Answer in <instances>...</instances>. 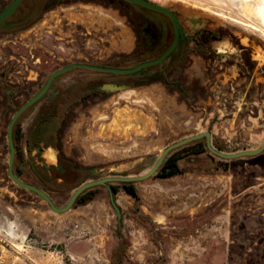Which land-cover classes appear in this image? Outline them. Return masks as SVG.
I'll use <instances>...</instances> for the list:
<instances>
[{
	"label": "rangeland",
	"instance_id": "374dc122",
	"mask_svg": "<svg viewBox=\"0 0 264 264\" xmlns=\"http://www.w3.org/2000/svg\"><path fill=\"white\" fill-rule=\"evenodd\" d=\"M149 1L173 9L187 26L195 19L197 26L223 29L233 39L214 45L228 52L221 64L229 65L231 53L238 60L233 64L241 65L239 45L248 49L243 54L250 53L254 70H244L241 80L238 67L211 72V81H204L208 99L192 107L155 85L75 116L60 145L77 165L92 170L93 179L144 175L168 146L205 131L226 153L264 144V0ZM114 27H122L119 19ZM128 34L122 41L116 34V55L133 49ZM191 65L188 74L203 78L206 65L197 58ZM117 112H126L132 124L124 133L112 128ZM3 134L0 264H264V152L209 163L189 159L181 175L136 183L138 202L116 185L119 221L103 187L89 204L63 214L21 189L9 175L7 126ZM72 194L54 195L57 205L64 206Z\"/></svg>",
	"mask_w": 264,
	"mask_h": 264
},
{
	"label": "flooded vegetation",
	"instance_id": "af4514ba",
	"mask_svg": "<svg viewBox=\"0 0 264 264\" xmlns=\"http://www.w3.org/2000/svg\"><path fill=\"white\" fill-rule=\"evenodd\" d=\"M12 1L0 0V12ZM99 8L103 11H99ZM176 14L181 22L182 31L178 44L171 54L161 63L137 72L118 73L113 70L134 69L143 63L159 59L167 52L176 39V29L169 16L126 0L22 2L6 21L11 25L0 28V146L3 130L7 126L10 148L9 127L15 115L46 87L55 73L58 71L62 73L53 79L46 93L26 108L14 124V173L16 176V173L21 174V178L17 176L21 181L40 188L59 207L54 195L68 197L71 192L74 194L87 182L109 177L144 176L159 159L144 175H113L93 179L90 168L77 165L72 157L64 154L60 145L63 141L62 132L74 123L75 116L93 114L102 106L112 105L113 99L122 93L140 92L161 85L176 95L182 103L192 107L199 101L208 99L209 87L204 81L205 79L211 81V72H219L224 67L225 69L238 67V76L241 80L244 70L248 73L254 70L250 53L243 54V51L248 52V49L240 48L239 45L236 46L241 53L239 54L241 65L233 64V61L238 60L237 56L231 53L227 56L229 65L221 64L222 53L228 52L217 50L214 45L225 39H233L227 36L223 29L197 26L195 19L190 21L191 26H187L181 16L177 12ZM116 19L120 20L121 28L114 27ZM126 31L129 32L128 35H132L133 49L116 55L114 48L116 34L117 40L122 41L125 39ZM194 58L206 65V74L203 78H194L188 74ZM220 58L222 61H218ZM210 133L212 146L221 151L217 147L222 146L217 143L212 132ZM196 143L202 145L205 151L193 155L192 148ZM50 148L56 152L54 161L49 160L45 154ZM221 152L226 153V150ZM176 153L178 157H182L179 162L182 172L177 175L183 173L184 163L189 159L207 158V163L215 157L224 159L209 149L208 140L203 137L171 151L153 176L162 177L161 167ZM26 175L35 178V181L27 179ZM73 180L75 184L71 185ZM139 182L143 181L109 182L107 185L89 188L85 192L93 190L97 197L98 188L108 189L113 208L115 209L112 197L120 208L121 218L116 209L115 211L119 221H122V209L115 198L119 192L116 185H122L124 190L133 196L124 184L131 183L135 187ZM135 190L137 192L136 187ZM73 194L62 207L69 203ZM77 200L73 208L85 206H76ZM139 200L140 198L136 199V202Z\"/></svg>",
	"mask_w": 264,
	"mask_h": 264
},
{
	"label": "water",
	"instance_id": "95a60500",
	"mask_svg": "<svg viewBox=\"0 0 264 264\" xmlns=\"http://www.w3.org/2000/svg\"><path fill=\"white\" fill-rule=\"evenodd\" d=\"M23 1L24 0H13L4 10H2L0 12V28H5V27L11 25V23H7L6 21L19 8V6L22 4ZM126 1H128V2H130L132 4H136V5L148 8V9L153 10V11L164 13L167 16H169L171 18L172 22H173V25H174L175 29H176V39L173 42V44L171 45V47L167 50V52L162 57H160L159 59L143 63L142 65H140V66H138V67H136L134 69H130V70H118V69L113 70L114 72H118V73H134V72H137V71H139V70H141V69H143L145 67L161 63L162 61H164L171 54V52L177 46L178 40H179V36H180L181 31H182L181 22H180V20L178 18V15L176 14V12L173 9H171V8H169L167 6L160 5L158 3L149 1V0H126ZM61 73H62V71H58L57 73H55L52 76V78L50 79V81L48 82L46 87L34 99H32L26 106H24L15 115V117L13 118V120L11 122V125L9 127V139H10V149H11V158H10V165H9L10 177L19 186H21V187H23V188H25L27 190H30V191L36 193L37 195H39L40 197H42L51 206V208L57 213L63 214V213L69 212L73 208V206H74L76 200L78 199V197L83 192H85L87 189H89V188H92V187H95V186H98V185H107L109 182H138V181H144V180L150 178L151 176H153L157 172V170L160 168V166L162 165V163L164 162V160L166 159V157L168 156V154L171 151H173V150H175V149H177V148H179V147H181V146H183V145H185V144H187V143H189L191 141H194V140H197V139H201L203 137L207 138L209 149L214 154L220 156L221 158L227 159V160H233V159H238V158H243V157L258 156V155H260L261 153L264 152V144L260 148L255 149V150H245V151H241V152H237V153H224V152L218 151L212 146L211 133L210 132H205V133H202V134H198V135L189 137V138H187V139H185L183 141L175 143V144L169 146L168 148H166L164 150L163 154L160 156V158H159L158 162L156 163V165L146 175L139 176V177H109V178H104V179L97 180V181L87 182L84 185H82L81 187H79L74 192V194L71 197L69 203L65 207L59 208V207H57L54 204V202L52 201V199L50 198V196L47 193H45L40 188H38V187H36L34 185H31V184H28V183H25V182L21 181L15 175V173H14L15 146H14V142H13V127H14L15 122L19 118V116L22 114V112L26 108H28L30 105L35 103L37 100H39L46 93V91L49 89L53 79L57 75H59ZM49 151H52L54 153V155L56 156V152L54 151L53 148L47 149V151H45V154H47ZM53 163H56V162H53ZM112 201H113V204L115 206V209L118 212L119 218H121L120 208L116 205L113 197H112Z\"/></svg>",
	"mask_w": 264,
	"mask_h": 264
},
{
	"label": "trees",
	"instance_id": "16d2710c",
	"mask_svg": "<svg viewBox=\"0 0 264 264\" xmlns=\"http://www.w3.org/2000/svg\"><path fill=\"white\" fill-rule=\"evenodd\" d=\"M197 145L198 144L196 143L195 146L192 148L191 154L195 155V154H199V153H202L205 151L204 150L205 148L202 145H200V146L198 145L199 147H197ZM217 148L221 151H225V149L223 147H217ZM180 159H182V157H178L177 153L174 154L173 156L169 157L165 161L163 166L161 167L162 177L168 178V177H172L174 175L181 173L182 168L180 167V163H179ZM16 174L18 177L21 178V174H19V173H16ZM124 186L130 194H132L137 200L139 199L133 184H131V183L124 184ZM95 197H96V193L93 190H89V191L85 192L81 197H79V199L77 200L76 206L87 205L90 201L94 200Z\"/></svg>",
	"mask_w": 264,
	"mask_h": 264
},
{
	"label": "bare ground",
	"instance_id": "6f19581e",
	"mask_svg": "<svg viewBox=\"0 0 264 264\" xmlns=\"http://www.w3.org/2000/svg\"><path fill=\"white\" fill-rule=\"evenodd\" d=\"M127 113L126 112H117V115L115 117V123L112 126V128H115L119 131H121V133H124L125 131L129 130L132 127V124L130 123V121L127 119ZM134 123V122H133ZM110 128V127H109ZM47 157L49 158V160L54 161L55 160V155L52 151H49L47 153Z\"/></svg>",
	"mask_w": 264,
	"mask_h": 264
}]
</instances>
